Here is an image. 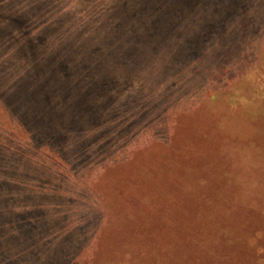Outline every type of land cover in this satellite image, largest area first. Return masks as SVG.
I'll return each instance as SVG.
<instances>
[{"label":"rangeland","instance_id":"374dc122","mask_svg":"<svg viewBox=\"0 0 264 264\" xmlns=\"http://www.w3.org/2000/svg\"><path fill=\"white\" fill-rule=\"evenodd\" d=\"M0 264H264V0H0Z\"/></svg>","mask_w":264,"mask_h":264},{"label":"trees","instance_id":"16d2710c","mask_svg":"<svg viewBox=\"0 0 264 264\" xmlns=\"http://www.w3.org/2000/svg\"><path fill=\"white\" fill-rule=\"evenodd\" d=\"M19 29L21 30V31H23V32H27V25L25 24V23H21L20 25H19Z\"/></svg>","mask_w":264,"mask_h":264}]
</instances>
